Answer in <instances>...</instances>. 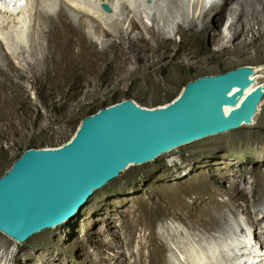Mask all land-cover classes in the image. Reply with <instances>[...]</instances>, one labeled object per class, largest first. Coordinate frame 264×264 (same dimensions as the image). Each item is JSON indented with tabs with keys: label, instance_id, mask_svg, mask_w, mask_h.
<instances>
[{
	"label": "bare ground",
	"instance_id": "obj_1",
	"mask_svg": "<svg viewBox=\"0 0 264 264\" xmlns=\"http://www.w3.org/2000/svg\"><path fill=\"white\" fill-rule=\"evenodd\" d=\"M188 1L192 3L193 13H190L182 0H22L20 5L19 0H0V120L10 124L11 117H8V114L14 109V100H22L25 97L20 84L16 82L17 79L24 78V73L16 70L13 60L19 63L21 59L33 69L43 64L45 73L50 66L56 77L73 73L86 75L103 63L118 67L132 65L134 60L156 63L161 60L156 53L176 31L184 33L194 30L196 36L202 33L210 36L207 26L211 21L213 9L223 10L220 14L222 19H215L221 35L214 37L219 45L218 49L221 50L226 47L235 49L241 44L236 38L240 34L242 24L246 27V30L241 32L245 41L244 37L252 32L253 27L264 22V0H210L209 4L203 5L204 9L200 4L205 0ZM144 18L151 20V26L158 20H163L167 25L150 28L144 24ZM34 19L38 21L35 28L37 38L46 42L45 47L38 39L34 41L31 37ZM169 19L171 20L168 24ZM198 22L201 26L197 28ZM136 29L141 34L132 36ZM163 35H166V38H163ZM211 36L213 38V35ZM26 40L29 41L28 46ZM2 45L7 49L5 53L1 50ZM27 47L33 53L34 63L24 59L23 53ZM38 49L42 50L41 55ZM247 66L252 71V85L244 90L234 105L223 106L225 116L238 108L253 89L260 88L264 92V85L258 81L264 65ZM237 91L238 89H234L230 94ZM257 115H254L251 123H244L239 129L254 124ZM235 130L237 129L183 144L159 155L157 159L189 144L216 142L215 136ZM241 145H249L250 152L256 153L262 145L264 146V136L254 142L242 141ZM231 154L228 147L218 146L214 153L208 154L204 159L198 156L187 159L190 167L196 168V172L188 180H181L180 183L170 182L175 175L171 171L172 168L165 167L156 177V188L147 197L124 200L120 202V206H117L114 200L91 206L89 210L94 220L93 227L105 225V229L101 230L102 235L97 236L91 245L93 253L90 254L81 242H77L76 261L69 262L68 258L64 257L69 246L63 245V237H60L52 240L54 245L45 243L30 252L24 251V263L202 264L192 256V242L204 247L207 240H213L217 244L221 262L211 261L209 264H242L246 260L250 264H264V210L255 201L248 200L245 187L248 185L251 195L257 190L264 192V169L258 164L250 171L238 169L229 160ZM249 159L257 160L254 156ZM153 162L155 160L138 165L131 163L120 174L126 173L132 167ZM207 173L210 179L205 176ZM247 175L254 176L249 183L246 182ZM225 182H228L229 187L223 189ZM99 190L101 189L97 191ZM77 213L78 211L61 224L45 228L34 235H51ZM240 214L251 227L250 236L256 251L247 249L249 243L244 240H238L239 245H221L224 240L236 239L229 236V233L233 236H239V232L245 234L240 224H237L238 232L228 224L229 215L236 218ZM158 216L170 218L182 228L163 225L160 226V231H157ZM0 233L13 243L8 252H0V264H23L20 262L21 253L18 249L25 241L18 242L3 232ZM60 244L65 246L64 251H54V246ZM155 248L160 252H169L175 260L161 257L155 252ZM254 254L259 258L257 262ZM179 256L182 259H179ZM176 259L179 262H176Z\"/></svg>",
	"mask_w": 264,
	"mask_h": 264
},
{
	"label": "rangeland",
	"instance_id": "obj_2",
	"mask_svg": "<svg viewBox=\"0 0 264 264\" xmlns=\"http://www.w3.org/2000/svg\"><path fill=\"white\" fill-rule=\"evenodd\" d=\"M194 1L197 2V0ZM182 2L187 6L186 8L189 9L190 13L194 12L190 1L182 0ZM210 2V0H205L200 5L203 8V5ZM222 11L216 9L212 11L207 32H210L213 38L211 35L207 37V34L204 33L196 36L194 30L184 33L176 31L171 39L166 41L163 48L156 53L161 59L156 63L134 60L132 65L119 67L111 63H103L96 70L86 75L73 73L56 77L50 66H48V72L45 73L43 64H39L37 69H33L21 59L19 63L13 60L12 63L17 67L16 70L24 73V78L17 79L16 82L20 84V89L24 91L25 97L22 100H14V109L8 114V117H11L10 124L0 120V177L25 150L56 148L67 142L74 135L82 120L89 116V111L97 112L105 105H112L114 98H117V102L131 99L141 107L152 108L170 102L181 93L188 82L200 76L225 73L243 65H264V22L261 25H255L252 32L246 35V38L244 37L245 41L241 32H244L246 27L242 24L239 30L240 34L236 38L241 44L235 49L231 47H226L224 50L218 49L219 45L214 37L217 38L221 35V31L217 30L216 20L222 19L220 16ZM143 21L150 28L167 25L163 20L154 22L152 26L151 20L144 18ZM33 23L35 25L32 26L30 34L35 41L38 39L35 30L38 24L37 19H34ZM200 26L201 24L198 22L197 28ZM182 29L185 30L183 26ZM140 34L139 30L136 29L132 36ZM144 35L148 37V34L145 33ZM163 38H166V35H163ZM38 41L43 43H40L42 46H46L43 39H38ZM25 42L28 46L29 41L26 40ZM1 50L3 53L7 51L3 45ZM25 50L24 59L34 63L31 49L27 47ZM41 52L42 50L38 49L39 55ZM185 57L191 58L186 59ZM15 73L17 74L16 71ZM260 76L258 81L264 85V68ZM28 104L29 107H27ZM257 113L254 124L215 136L216 142L189 144L180 147L171 154L156 158L155 162L151 164L135 166L126 173L120 174L100 188L101 190H96L78 210L77 215L67 224L55 229L51 235L48 234L43 237L42 234H39L28 238L24 244L19 246L20 262L26 264L24 263V251L30 252L33 248H38L45 243L54 245L52 240L60 237H63V245L69 246L67 254H64L69 262L76 261L75 244L77 242H81L90 254L93 253L91 245L97 236L102 235L101 230L105 229V225L93 227L94 220L89 210L90 207L106 203L108 200H114L116 205L120 206L121 201L147 197L153 193L152 191L156 188L154 185L156 177L165 170V167L172 168L171 171L175 175L170 180L172 183H180L181 180L190 179L196 172V168L190 167L187 160L189 157L198 156L204 159L208 154L214 153L216 147L223 146L228 147L229 151L232 152L229 160L235 164L236 168L250 171L258 164L261 169H264V146L262 145V148H259L256 153H252L249 150V145H241L242 141L254 142L264 136V96ZM251 156L257 160L249 159ZM175 167L180 169L177 170ZM205 176L210 179L209 173ZM253 178V175H247L246 182L249 183ZM228 187V182H225L223 189ZM245 187H247L248 200L255 201L264 210V192L257 190L254 195H251L248 185ZM158 217L157 231H160V226L163 225L182 228L178 222L170 218ZM116 224L118 226V220ZM228 224L237 232V224H240L245 234L239 232V236H233L229 233V236L236 239L224 240L221 245L224 247L228 246L229 243L239 245L238 240H244L249 243L247 249L254 251V244L250 236L251 227L245 223L244 216L240 214L235 218L229 215ZM212 233L216 234L215 231ZM12 244L0 233L1 253L8 252ZM63 245L54 246V251H64L65 246ZM204 245V247H199L192 242L190 249L195 260L202 264H209L211 261L221 262L215 241L207 240ZM155 252L161 257L173 258L167 251L160 252L155 248ZM256 254H254L255 262L259 259ZM178 258L182 259L181 256ZM251 259H253V255ZM176 262L179 260L176 259ZM245 262L248 263L249 261H243L242 264Z\"/></svg>",
	"mask_w": 264,
	"mask_h": 264
},
{
	"label": "water",
	"instance_id": "obj_3",
	"mask_svg": "<svg viewBox=\"0 0 264 264\" xmlns=\"http://www.w3.org/2000/svg\"><path fill=\"white\" fill-rule=\"evenodd\" d=\"M251 74L243 65L200 76L170 102L152 108L124 99L85 117L64 144L25 150L0 177V231L24 242L72 217L131 163L144 164L183 144L251 123L264 96L260 88L227 116L223 112L252 85Z\"/></svg>",
	"mask_w": 264,
	"mask_h": 264
},
{
	"label": "trees",
	"instance_id": "obj_4",
	"mask_svg": "<svg viewBox=\"0 0 264 264\" xmlns=\"http://www.w3.org/2000/svg\"><path fill=\"white\" fill-rule=\"evenodd\" d=\"M117 102V98H114V100H113V103L112 104H114V103H116ZM103 107H106V105L105 106H103ZM96 111H89V115H91V114H94Z\"/></svg>",
	"mask_w": 264,
	"mask_h": 264
}]
</instances>
